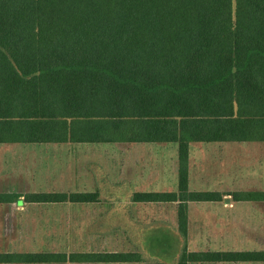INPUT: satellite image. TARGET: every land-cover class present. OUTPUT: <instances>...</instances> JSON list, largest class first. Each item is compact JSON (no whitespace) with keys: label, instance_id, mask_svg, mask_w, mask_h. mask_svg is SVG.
<instances>
[{"label":"trees","instance_id":"obj_1","mask_svg":"<svg viewBox=\"0 0 264 264\" xmlns=\"http://www.w3.org/2000/svg\"><path fill=\"white\" fill-rule=\"evenodd\" d=\"M264 143V0H0V145L178 147L173 193L134 203H217L189 191L192 144ZM44 193L38 204H93ZM234 202L264 193H233ZM1 202V201H0ZM134 253H5L0 264L138 263ZM264 263V251L189 252L179 264Z\"/></svg>","mask_w":264,"mask_h":264},{"label":"rangeland","instance_id":"obj_2","mask_svg":"<svg viewBox=\"0 0 264 264\" xmlns=\"http://www.w3.org/2000/svg\"><path fill=\"white\" fill-rule=\"evenodd\" d=\"M106 146L109 145L92 147L104 148ZM136 146H148L153 149L152 152L146 153V158L142 161L146 169L141 166L138 169L137 178L142 184L139 186H146V193L177 192L179 185L177 145L143 144ZM143 155L137 157L141 158ZM112 156L117 155L112 154ZM121 156L118 155V161L122 160ZM128 159L131 157L128 156ZM12 166L13 171L21 169L19 164H12ZM51 167L55 168V164L42 163L38 165L36 174L40 176L47 172L50 174L57 172ZM188 172L190 192H218L225 196L221 202L217 203L187 204V238L180 232L178 203L143 204L134 203L133 200L124 203L106 201L75 205L66 203L41 208L82 212L85 209H94L96 205L99 210L105 209L109 212L120 210L123 213L124 223L122 234L115 233L114 226L108 225L104 231V237L100 239L101 243H90L86 241L88 239L86 228L81 226L78 230L71 231V228L66 226L65 218L61 219L59 227L44 234L42 231H37L38 228H25L19 225L18 218L22 219L23 215L21 212L15 213L18 218L14 216L8 221L9 218L5 216L8 209H4L5 211L0 213V254L57 253L70 255L117 252L134 253L141 257L138 263L124 264H179L185 248L189 252L197 253L264 251V202H234L232 198L233 193H264V143L192 144L189 151ZM149 173L154 174L153 178H146ZM27 188H29V191H26L28 193L66 190V187L57 186ZM69 190L72 191V189ZM18 206L27 211L31 210V207L24 202L18 203ZM130 215H133L131 221L134 218L138 225L129 222ZM82 220L83 218L80 219L81 222ZM33 236L38 241L41 239L40 242L43 243L24 244L25 237ZM46 237L51 238V241L45 242ZM46 246L49 247L44 248Z\"/></svg>","mask_w":264,"mask_h":264},{"label":"crops","instance_id":"obj_3","mask_svg":"<svg viewBox=\"0 0 264 264\" xmlns=\"http://www.w3.org/2000/svg\"><path fill=\"white\" fill-rule=\"evenodd\" d=\"M101 145L109 146L92 147ZM136 145L143 144L0 145V213L8 209L5 216L10 221L14 216L18 218L16 212H21L23 215L22 219L18 218L19 225L25 228H38L36 230L42 231L44 234L59 227L61 219L65 218L67 228H71L72 231L83 226L88 235L86 241L95 244L101 243L108 225L114 226L115 233L122 234L124 223L122 221L123 213L120 210L111 212L105 209L99 210L96 205L94 209L89 208L91 210L85 209L82 212L43 210L41 208L43 206L59 204L30 202L28 196L44 193H98V202L124 203L132 201L135 193H146V186H139L142 184L138 181L137 172L140 166L145 168L146 165L142 164V161L146 158V153L153 150L148 146L138 147ZM112 154L117 156L113 157ZM118 155H122V160H117ZM138 155H143V157L138 158ZM62 156L64 157L61 158ZM123 156L125 157L123 158ZM128 156L131 159H128ZM42 163L55 164V168L51 167V169L57 172L51 174L47 172L38 176L36 169ZM12 164H19L21 169L13 171L14 165L12 166ZM59 166L61 167L58 168ZM153 175V173H149L146 178H153ZM33 186L66 187V190L63 192H26L29 191L27 187ZM20 202L30 206L31 210L27 211L23 207H19L18 203ZM132 216L128 217L129 222L138 225L134 218L131 221ZM81 218H83L82 222ZM23 240H25L24 244L43 243L40 242L41 239L39 241L34 239V236L25 237ZM44 241L50 242L51 238L46 237Z\"/></svg>","mask_w":264,"mask_h":264}]
</instances>
